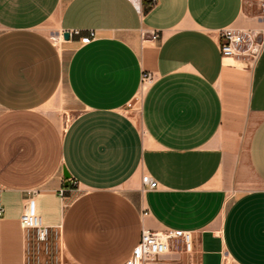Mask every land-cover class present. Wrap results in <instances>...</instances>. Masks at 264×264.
Listing matches in <instances>:
<instances>
[{
  "label": "crops",
  "instance_id": "1",
  "mask_svg": "<svg viewBox=\"0 0 264 264\" xmlns=\"http://www.w3.org/2000/svg\"><path fill=\"white\" fill-rule=\"evenodd\" d=\"M260 4L0 0V264L36 252L41 264L52 247L70 264H122L144 228L191 233L160 264H264ZM227 27L262 40L253 63L221 54ZM73 28L97 37L52 40ZM65 90L77 105L66 126L48 106ZM27 199L52 226L46 251L21 227Z\"/></svg>",
  "mask_w": 264,
  "mask_h": 264
},
{
  "label": "built area",
  "instance_id": "2",
  "mask_svg": "<svg viewBox=\"0 0 264 264\" xmlns=\"http://www.w3.org/2000/svg\"><path fill=\"white\" fill-rule=\"evenodd\" d=\"M261 10L264 12V0H261ZM69 31V39L73 36H78L82 44H87L97 37L95 29L90 28L83 30L81 28H73L52 35V40L55 43L64 42V33ZM154 38L157 37L156 32H150ZM262 40L257 34L244 29L227 27L220 33L219 47L221 54L226 57H237L248 59L254 62L259 56L262 49ZM153 80V74L146 71L142 75V82L150 83ZM142 94H137L127 104L130 110L141 111ZM143 183L149 188H156L158 181L150 174L146 173L142 177ZM76 184V180H73ZM65 188H60V193L63 194ZM3 213V206L0 205V215ZM20 224L23 229L28 232H33L34 237L39 244L43 245L44 250H48L47 242L52 233V226L46 224L40 213L37 212L34 204V199H27L24 204V210L20 215ZM181 240L187 250L191 249V233L188 230L166 228L154 230L144 228L141 232V237L136 246L133 248L131 255L122 264H148L155 262L161 254L169 251L177 242ZM39 247V246H38ZM33 264V263H28Z\"/></svg>",
  "mask_w": 264,
  "mask_h": 264
},
{
  "label": "rangeland",
  "instance_id": "3",
  "mask_svg": "<svg viewBox=\"0 0 264 264\" xmlns=\"http://www.w3.org/2000/svg\"><path fill=\"white\" fill-rule=\"evenodd\" d=\"M51 36L56 34L55 30L52 29L51 31ZM65 95H64V100L59 103L57 100V97L52 100V102H50L48 104L50 110L53 113H57L59 115L60 120L62 121V123L66 126L70 120L74 117V115L76 114V103H74V101L72 100V98L70 97V95L67 93V91L65 90ZM132 112L134 114L139 113L138 110H132ZM42 251H46V250H42ZM170 251H188L185 246L183 245V243L181 242H177V244L175 246H173ZM38 253L36 252L33 256V261L34 264H38V258H37ZM52 261L54 262V264H56L57 262L59 264H70L66 257L64 256V254L61 253L60 250H56L55 247L50 248V251L48 253H44V256L42 257L41 260V264H52ZM163 259L161 257H158L157 260L155 262L152 263H148V264H160L162 263Z\"/></svg>",
  "mask_w": 264,
  "mask_h": 264
},
{
  "label": "water",
  "instance_id": "4",
  "mask_svg": "<svg viewBox=\"0 0 264 264\" xmlns=\"http://www.w3.org/2000/svg\"><path fill=\"white\" fill-rule=\"evenodd\" d=\"M64 36L66 39H69V31H66L64 33ZM71 176L70 172L67 170V168H64V177H65V186H68L69 185V177Z\"/></svg>",
  "mask_w": 264,
  "mask_h": 264
},
{
  "label": "bare ground",
  "instance_id": "5",
  "mask_svg": "<svg viewBox=\"0 0 264 264\" xmlns=\"http://www.w3.org/2000/svg\"><path fill=\"white\" fill-rule=\"evenodd\" d=\"M55 35V34H54ZM139 94H141V91H140V93Z\"/></svg>",
  "mask_w": 264,
  "mask_h": 264
}]
</instances>
